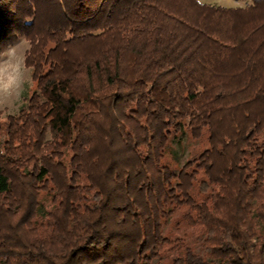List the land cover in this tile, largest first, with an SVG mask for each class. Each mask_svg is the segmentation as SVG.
I'll return each instance as SVG.
<instances>
[{"label": "trees", "instance_id": "16d2710c", "mask_svg": "<svg viewBox=\"0 0 264 264\" xmlns=\"http://www.w3.org/2000/svg\"><path fill=\"white\" fill-rule=\"evenodd\" d=\"M19 39L0 264H264V0H0V51Z\"/></svg>", "mask_w": 264, "mask_h": 264}, {"label": "clouds", "instance_id": "9594fccd", "mask_svg": "<svg viewBox=\"0 0 264 264\" xmlns=\"http://www.w3.org/2000/svg\"><path fill=\"white\" fill-rule=\"evenodd\" d=\"M29 45L18 40L0 51V109H15L31 85Z\"/></svg>", "mask_w": 264, "mask_h": 264}, {"label": "rangeland", "instance_id": "374dc122", "mask_svg": "<svg viewBox=\"0 0 264 264\" xmlns=\"http://www.w3.org/2000/svg\"><path fill=\"white\" fill-rule=\"evenodd\" d=\"M201 2L211 3L215 5H222V6H245L250 3V0H200ZM25 44L28 45V43L24 40ZM30 70V69H29ZM31 71V70H30ZM33 90V83L31 81L30 87L26 90L22 102L19 106H17L15 109H0L3 112V115L6 114H15L19 111L20 107L24 103L25 98L31 94ZM204 140H193L190 138H187L184 141V145L182 148H178L177 146H173V151L171 153H168L165 157V162L171 166L181 165L189 158L195 156L198 154L203 148H204ZM178 162H177V160ZM45 203L46 205L49 204V197H45ZM177 218L172 219L168 226H166V229L171 230V234L173 236L176 235H185L187 242L190 246H192L195 250L200 251L199 249V243H200V234L199 229L197 227H190L185 223H181L179 225H176L175 222L179 218L180 214H177ZM168 262V259L165 261Z\"/></svg>", "mask_w": 264, "mask_h": 264}]
</instances>
